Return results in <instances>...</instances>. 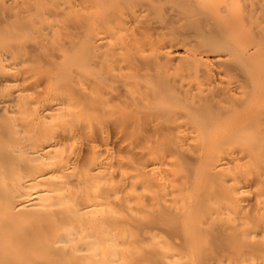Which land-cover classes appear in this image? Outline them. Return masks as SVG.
<instances>
[{"label":"bare ground","instance_id":"obj_1","mask_svg":"<svg viewBox=\"0 0 264 264\" xmlns=\"http://www.w3.org/2000/svg\"><path fill=\"white\" fill-rule=\"evenodd\" d=\"M0 264H264V0H0Z\"/></svg>","mask_w":264,"mask_h":264}]
</instances>
